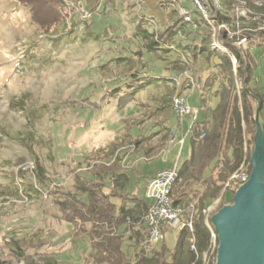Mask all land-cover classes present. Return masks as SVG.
<instances>
[{"label": "rangeland", "instance_id": "374dc122", "mask_svg": "<svg viewBox=\"0 0 264 264\" xmlns=\"http://www.w3.org/2000/svg\"><path fill=\"white\" fill-rule=\"evenodd\" d=\"M179 1L180 8L194 11L190 0ZM67 5L66 22L53 34L41 35L19 0H0V192H7L0 195V258L8 264H25V260L41 263V258H54L57 264H89L92 250L88 240L71 239L73 227L59 219L55 200L74 192L76 175L90 178L85 171L86 164L92 163L90 154L113 141L120 146V166L130 178L126 191L144 198L150 176L176 162L179 148L169 143L171 130L179 128V136L182 134L181 124L169 117L170 132L163 149L156 156H145L147 144L160 142V134L152 136L157 129L151 117L146 118L145 110L152 111L161 100L173 96L199 106L192 89H179V85L176 89L173 83L139 91L123 109L117 108L115 98L105 100L98 109L81 106L84 98L98 101L104 92L128 81L123 76L106 75L100 68L104 64L111 67L114 58L141 49L134 37L139 19L147 20L151 32L163 29L173 17L171 8L157 0H78L74 4L68 1ZM214 5L218 6L216 2ZM244 16V10L237 9L233 14L235 29L250 25L242 19ZM241 46L246 48L247 42ZM255 55L259 57L260 52ZM144 61L149 75L168 76L163 63L148 55ZM196 67L205 71L209 68L203 60ZM255 80L264 83V56L260 57ZM132 121L135 124L127 132ZM133 138H140V143L133 144ZM189 154L190 144L185 138L177 163ZM35 160L44 170L43 187L33 175ZM258 160L264 161V137ZM261 182L264 189V176ZM30 186L41 193L27 197L24 191ZM14 187L21 191L20 198L12 196ZM233 195L228 192L226 200H233ZM258 204L264 214V196ZM216 207L217 202L210 203L207 211L214 212ZM163 229L166 243L172 247L179 230L167 226ZM36 232H40L45 245L19 251L14 242ZM124 241L130 251L128 234ZM20 252L25 259H15L13 253Z\"/></svg>", "mask_w": 264, "mask_h": 264}, {"label": "trees", "instance_id": "16d2710c", "mask_svg": "<svg viewBox=\"0 0 264 264\" xmlns=\"http://www.w3.org/2000/svg\"><path fill=\"white\" fill-rule=\"evenodd\" d=\"M68 1L78 2L19 0V3L27 8L39 34L51 35L66 22ZM157 2L171 8V23L150 32L147 20L139 19L134 37L141 43V49L114 58L111 67L104 64L100 68L106 75L123 76L128 81L104 92L98 101L84 98L80 103L98 109L105 100L115 98L117 108L123 109L139 91L159 83L166 87L173 83L176 89L179 85V89L189 87L194 91L199 111L186 135L190 154L177 164V177L169 194L172 205L183 209V217L191 219L192 228L179 230L172 247L167 245L164 234L151 252L144 250L143 242L148 234L144 217L149 204L145 198L126 191L130 178L120 166V146L113 141L90 154L92 163H87L85 169L90 178L82 179L76 175L72 183L74 192L55 200L59 219L73 227L71 239L76 241L85 237L88 240L92 250L89 264H215L218 240L211 216L222 206L232 204V199L226 200V194L233 195L242 184L232 176L242 172L249 177L252 170L250 155L256 131V102L260 105L259 119L264 123V83L255 80L260 57L264 56V0H202L207 17L191 5L194 11L188 10L191 15L188 22L179 14V0ZM237 9L244 10L242 19L248 20L249 26L233 27V14ZM220 25L232 26V30L219 28ZM85 28L90 34L88 22ZM214 32L223 50L212 48ZM96 37L100 36L97 34ZM241 39L247 42L245 49L238 44ZM256 52H260L259 57ZM145 55L163 63L168 76L149 75ZM199 60L207 64V71L196 67ZM238 85L241 86L239 89ZM173 98L161 100L158 108L144 112L157 129L152 136L160 134L158 144L146 145L145 156H156L163 149V142L167 141L170 132L169 117H174L177 125L181 124L172 111ZM184 120L183 132L187 126V120ZM131 124L135 121L128 124L127 132L132 128ZM127 132L125 134L129 136ZM139 143L140 138H133V144ZM34 166V178L43 187L46 184L44 170L36 160ZM11 191L12 196L21 197V191L16 187ZM6 193L3 191L0 195ZM24 193L32 197L41 191L30 186ZM215 202L216 210L208 212V205ZM127 234L130 251L124 247ZM14 243L19 251L45 245L40 232ZM13 255L17 260L25 259L21 252ZM0 264L8 262L0 258ZM25 264L57 262L54 258H41V263L25 260Z\"/></svg>", "mask_w": 264, "mask_h": 264}, {"label": "built area", "instance_id": "2783aa9c", "mask_svg": "<svg viewBox=\"0 0 264 264\" xmlns=\"http://www.w3.org/2000/svg\"><path fill=\"white\" fill-rule=\"evenodd\" d=\"M200 1L202 0H190V3L202 13L204 18H206L207 10L203 7V4H199ZM179 14L186 22H188L191 18L189 11L185 8H179ZM83 17H86V14L84 12ZM222 27L223 25L219 26V28ZM212 39V48L223 50V48L216 40L215 32L212 35ZM243 43H245V39H241L238 41V44L240 46ZM233 63H235L234 60ZM240 87L241 86L238 85V89ZM171 105L173 114L181 120V123L184 119H186L187 126L184 132L181 130L182 134L180 136L178 132L179 128L177 129L174 127L171 130L169 143L170 145H174L179 148L174 165L169 169H162L156 172L146 182L144 198L149 204L147 213L144 217L145 224L148 227V234L143 242V247L146 252H151L161 241L164 235L163 226H167L177 230H181L183 228L191 230L192 228L191 219L183 217V209L172 205L169 194L171 186L177 177V160L180 150L184 145L186 135L190 130L192 123L197 119L199 109L190 105L185 98L180 96L174 97ZM232 178H235L244 183L248 179V176L245 173L241 172L234 174ZM212 237L214 239V234H212ZM191 249H194L193 245L191 246Z\"/></svg>", "mask_w": 264, "mask_h": 264}, {"label": "water", "instance_id": "95a60500", "mask_svg": "<svg viewBox=\"0 0 264 264\" xmlns=\"http://www.w3.org/2000/svg\"><path fill=\"white\" fill-rule=\"evenodd\" d=\"M202 4V1L199 2ZM260 105L256 102L255 108V137H254V147L250 155V161L252 164V170L248 179L242 183L234 192L233 202L230 205L222 206L216 213L211 216V223L213 225L214 231L217 235L218 246L215 264H219L220 254L223 252L225 258V264H240L238 256L236 255V261L227 250H230L234 246V235L229 236L228 228L232 227L236 223V219L241 215L242 212L247 211L258 217V220L264 222V214L258 204V200L264 196V189L261 185V179L264 176V161L259 162L258 154L263 140V125L259 119ZM250 206L247 207V205ZM255 207V208H254ZM239 221V219H238ZM243 224V220H240ZM264 252V250H263ZM242 256V255H241ZM246 264V260H242Z\"/></svg>", "mask_w": 264, "mask_h": 264}, {"label": "bare ground", "instance_id": "6f19581e", "mask_svg": "<svg viewBox=\"0 0 264 264\" xmlns=\"http://www.w3.org/2000/svg\"><path fill=\"white\" fill-rule=\"evenodd\" d=\"M251 203L248 206H250ZM255 208V207H254ZM239 219V221H238ZM243 220L241 224L240 220ZM229 236L234 235V246L227 250L230 257L236 261V255L243 263V259L246 260V264H264V222L258 220L253 214L244 211L236 219V223L228 228ZM242 255V256H241ZM225 258L223 252L220 254L219 264H225Z\"/></svg>", "mask_w": 264, "mask_h": 264}, {"label": "crops", "instance_id": "0c3cea01", "mask_svg": "<svg viewBox=\"0 0 264 264\" xmlns=\"http://www.w3.org/2000/svg\"><path fill=\"white\" fill-rule=\"evenodd\" d=\"M182 124H183V125H182ZM184 124H185V120H183L182 123H181V126H182L181 128H182V129H184ZM156 172H158V171H156ZM156 172H155V173H156ZM155 173H154V174H155ZM154 174H153V175H154ZM153 175H152V176H153ZM152 176H150V177H152ZM150 177H149V178H150Z\"/></svg>", "mask_w": 264, "mask_h": 264}]
</instances>
